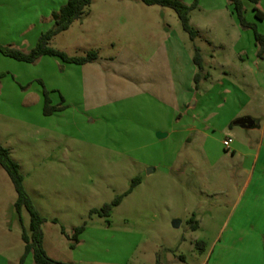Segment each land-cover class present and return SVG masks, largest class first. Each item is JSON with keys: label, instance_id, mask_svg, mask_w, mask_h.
<instances>
[{"label": "rangeland", "instance_id": "rangeland-1", "mask_svg": "<svg viewBox=\"0 0 264 264\" xmlns=\"http://www.w3.org/2000/svg\"><path fill=\"white\" fill-rule=\"evenodd\" d=\"M183 1L191 5L195 0ZM4 3L17 7V12L10 11L9 16L16 13L41 35L52 27V13L62 7L58 6L60 0H44L38 10L27 0L0 1V6ZM224 5L221 0H199L191 12V24L200 36L192 40L169 7L149 6L142 0H94L88 13L56 36L51 45L70 56L95 51L110 57L126 43L147 57L167 33L177 32L193 55L198 48L207 59L214 52L224 63L229 57L231 66L227 69L235 78L234 65L241 62L240 50L251 55L259 47L253 27L242 26L233 8ZM25 7L27 10L22 11ZM245 8L246 21L264 35V19L256 17L254 4L247 1ZM258 8L264 13V0ZM3 10L0 7V23L5 18ZM208 40L225 43L226 47H211ZM36 64L28 65L30 74L20 77L25 84L22 87L39 90L41 98L47 91L53 105L65 108L60 114L46 115L44 98L41 102L34 96L26 102L22 95L0 93V144L9 148L19 163L25 189L46 219L43 230L50 251L57 246L62 250V259H78L85 254L92 259L121 256L127 264H155L166 259L177 260L172 264H197L193 250L202 254L222 234L253 230L250 221L240 220L235 209L237 191L232 177L227 173L216 176L225 173L226 161L213 165L179 136L153 142L139 138L129 118L90 122L81 107L79 92L64 96L54 91L53 85L61 86V79L52 78L51 66ZM216 65L213 69L222 72ZM7 69L0 70L5 74L0 82L13 80L14 74ZM137 178L141 183L113 207L109 217L91 214V210L102 209L125 194ZM17 199L15 185L0 165V255L19 264L25 253L23 233H30L31 216L26 208L18 213ZM84 223L86 231L72 249L70 237ZM133 249L135 254L130 257ZM27 258L33 260V255Z\"/></svg>", "mask_w": 264, "mask_h": 264}, {"label": "crops", "instance_id": "crops-1", "mask_svg": "<svg viewBox=\"0 0 264 264\" xmlns=\"http://www.w3.org/2000/svg\"><path fill=\"white\" fill-rule=\"evenodd\" d=\"M27 1L38 10L40 2L44 0ZM67 1L60 0L58 6L65 5ZM221 1L226 8H233L229 0L228 3ZM0 7L2 10L7 7L3 10L4 21L0 23V43L15 44L27 50L33 48L41 32L30 29L24 18L16 13L8 15L10 11L17 12L15 4L4 3ZM25 10L26 7L22 8V11ZM198 33L200 36L199 30ZM208 43L214 48L226 47L225 43L214 40H208ZM210 56V59L203 56L202 78L198 88L195 84L198 67L194 55L188 51L177 32L167 33L156 51L147 57L125 43L117 55H99L98 59L86 64H69L59 58L45 56L36 65L51 66L52 78L61 79L62 85H53L54 91L64 96L79 92L81 107L88 114L90 122L106 123L111 118L119 121L129 118L138 130L139 138L153 142L179 136L213 165L221 160L226 161L225 173L221 171L216 176L219 178L227 173L232 177L237 191L235 209L239 211L240 220L250 221L253 230L222 234L209 250L204 249V253L193 250V258L197 264H264V59L258 57V51L249 55L245 49L240 50L238 56L241 62L234 65V78L230 77L231 72L227 69L231 66L229 57L224 63L216 52ZM2 57L0 70L8 68L15 78L14 81L7 78L0 82V93L22 95L26 97V102L28 98L36 96L42 102L44 94L41 98L39 90L31 86L26 89L22 87L25 84L20 82V77L29 73L31 68L28 65L31 63L12 59L20 63L14 64L10 60H3L11 58ZM5 63L7 67H4ZM214 63L222 72L213 69ZM228 137L233 139V144L225 148L223 141ZM235 215L234 212L229 216L230 222ZM255 226H260V229ZM46 242L44 232L47 254L62 262L127 264L128 261L121 256L92 259L85 254L78 259H62V250L52 246L50 251ZM134 254L135 249L130 257ZM174 262L177 260L166 259L155 264ZM0 264H18V261L0 255ZM24 264L35 262L27 258Z\"/></svg>", "mask_w": 264, "mask_h": 264}, {"label": "trees", "instance_id": "trees-1", "mask_svg": "<svg viewBox=\"0 0 264 264\" xmlns=\"http://www.w3.org/2000/svg\"><path fill=\"white\" fill-rule=\"evenodd\" d=\"M94 0H68L59 10L52 13L53 25L45 33L41 35L37 45L29 50H23L14 46L0 45V55L25 63H37L42 57L50 56L56 57L65 63L69 64H86L93 62L99 58V54L95 51H90L86 56H70L67 53L54 48L51 45L52 40L59 34L67 31L73 23L82 19L87 13L88 8ZM149 6H163L173 9L182 22L183 29L189 33L192 40H196L199 33L198 30L191 24V12L199 5V0H195L193 4L187 5L183 0H142ZM233 6L234 13L237 15L240 23L244 27H253L255 39L258 50V57L264 59V35L260 34L257 28L246 21L245 19V1L254 4V11L256 17L260 20L264 19V13L258 8L261 0H229ZM194 61L198 67V72L195 76V84L198 88L202 78L203 71V56L200 49H196ZM5 74H0V80ZM44 112L46 115H52L56 112L64 110L65 107L61 105H53L49 97V92H44ZM0 165L7 171L12 179L18 199L16 202V209L19 214L24 208L28 210L31 216L30 233L26 230L23 233L25 242V253L22 256L19 264H24L26 257L29 254L33 255L35 264H78V263H64L51 258L44 247V230L43 225L46 219L42 216L40 211L33 204L28 192L24 186V176L21 173V167L11 155V150L0 144ZM141 183V179L137 178L133 181L132 187L123 195L118 196L112 204H106L102 209H93L91 214H99L100 216L109 217L113 207L121 204L125 196L129 195L133 189ZM86 230V223L74 229L72 237H70L72 244L71 248L75 249L80 243V235Z\"/></svg>", "mask_w": 264, "mask_h": 264}, {"label": "built area", "instance_id": "built-area-1", "mask_svg": "<svg viewBox=\"0 0 264 264\" xmlns=\"http://www.w3.org/2000/svg\"><path fill=\"white\" fill-rule=\"evenodd\" d=\"M233 144V139L228 137L223 141V145L225 146V148H230Z\"/></svg>", "mask_w": 264, "mask_h": 264}]
</instances>
